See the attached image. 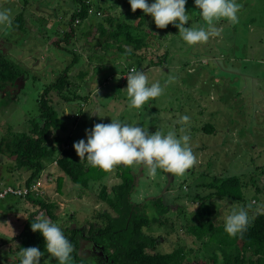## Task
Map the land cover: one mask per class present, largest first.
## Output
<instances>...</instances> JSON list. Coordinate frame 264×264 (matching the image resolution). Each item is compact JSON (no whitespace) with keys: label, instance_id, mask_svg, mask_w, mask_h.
Here are the masks:
<instances>
[{"label":"rangeland","instance_id":"rangeland-1","mask_svg":"<svg viewBox=\"0 0 264 264\" xmlns=\"http://www.w3.org/2000/svg\"><path fill=\"white\" fill-rule=\"evenodd\" d=\"M153 2L148 0L149 4ZM236 2L243 5L237 14L239 23L214 21L220 35L195 45L185 42L172 24L157 28L150 16L140 31L148 48L137 50L133 59L126 56L117 41L106 40L105 35L91 29L101 23L108 33L113 31L107 17L136 26L138 19L129 16V0H91L95 4L92 12L87 21H76L77 29L69 44L64 38L76 7L73 0H0V10H10L12 20L11 25H0V54L22 71L17 83L0 88V143L3 137L29 130L32 120L39 118V99L45 87L68 67L70 95L87 96V103L66 102L58 93L49 97L67 127L57 134L64 140L70 137V147L81 139L87 141L86 130L95 124L112 120L152 133L159 130L163 135L173 131L177 138L183 127L197 158L195 165L183 175L157 169L153 177L143 165L134 164L137 186L133 201L147 204L161 196L170 205L164 225L154 224L150 229L160 237L159 251L185 247L189 252L193 250L191 258L218 264L212 256L214 244L203 246L186 230L201 222L196 214V196L210 193L205 185L214 177L239 176L247 183L243 190L247 204L255 202L249 209L250 219L257 213V206L264 205V0ZM186 12L190 17L186 27H207L195 0H187ZM19 15L25 20L21 29L13 25ZM58 41L64 49L56 46ZM136 62L147 75L149 86L159 82L163 88L159 97L139 109L129 108L124 90L126 76L133 68L130 66ZM183 115L190 117L189 124L178 122ZM208 124L215 128L210 134L203 129ZM13 161L0 153V190L18 188L28 180L26 174L14 170ZM118 172L115 166L101 181L91 184V189L84 190L64 178L56 159L47 164L37 188L42 199L56 202L54 223L64 235L70 237L77 231L85 239L92 225L103 224L102 214L112 210L100 199L101 188L106 185L110 194L111 188L122 182ZM18 198L0 202V264H20V235L35 210L23 196ZM209 204L217 226H224V217L233 207L243 206L217 197ZM218 256L221 259L219 252ZM78 257L80 262L71 260L70 264H106L97 254L82 253ZM41 264L59 262L47 253Z\"/></svg>","mask_w":264,"mask_h":264},{"label":"trees","instance_id":"trees-1","mask_svg":"<svg viewBox=\"0 0 264 264\" xmlns=\"http://www.w3.org/2000/svg\"><path fill=\"white\" fill-rule=\"evenodd\" d=\"M73 1L76 7L71 20L68 22L70 29L67 30L68 32L65 31L64 38V42L68 44L75 35L76 21H87L92 6L96 4L95 2V4L92 3L93 5L88 4L87 0ZM129 8V16L138 19L136 26H132L123 20L117 21L115 18L107 17L113 31L108 33L107 28L101 23L92 26L91 29L95 30V33L97 31L103 36L105 35L106 40L117 41L116 43L122 45V49L126 50V56L134 59L137 57L135 54L137 50L148 48V44L141 37L140 31L148 23L150 15L139 9L134 13L130 5ZM24 22L23 15H19L13 25L21 29L24 27ZM91 35L92 33L87 36L90 37ZM60 42H56V46L64 49L60 46ZM121 47L118 49L121 50ZM104 49L106 50L107 47ZM152 63L158 65L160 62ZM132 67H137V70L140 71L137 62L132 63L130 68ZM69 70L68 67L55 82L45 87L39 99V118L32 120L29 130L19 132L13 137L10 135L3 137L0 143V153L13 159V162L16 163L14 170H19L20 174H26L28 177L26 183L20 186L30 188L32 183L47 168V164L55 159L64 178L80 189H91V184L101 181L106 175L104 170L87 164L86 159L80 161L74 147H70V141H72L70 137L64 140L57 134L59 131L67 130V127L63 124L59 112L51 104L49 96L58 93L64 101L70 103L75 101L87 103L88 100L87 96L81 94L73 93L70 95L72 91L69 89L71 85ZM21 75L22 71L0 54L1 90L17 83ZM87 75L88 73L82 74L83 77ZM203 129L209 134L215 131V128L209 124ZM53 131L55 134L53 133L51 137ZM117 168L122 182L113 186L110 194L109 188L103 185L100 193V199L109 205L112 212L103 213V224L92 225L89 229L90 238L103 246L108 254L107 264H209L206 260L191 258L190 255L193 250L190 249L189 252L185 247H179L172 252L159 251L160 237L152 234L150 229L154 224L164 225L163 218L171 212L170 205L166 204L161 196L147 202V204L135 203L133 195L137 185L132 166L117 165ZM120 170L122 171L121 174ZM246 185L247 183H244L239 176L214 177L211 183L205 185L210 189V193L205 196L199 194L196 196L195 200L199 201L196 214L201 222L198 225L187 226L186 230L203 246L214 244L212 256L215 258V263L264 264V214L256 213L254 218L250 219L247 230L236 237L229 236L225 232L224 226H217L212 219L213 210L209 200L213 197L223 200L231 199L247 207L248 204L243 192ZM58 189L59 191L62 189V180L59 182ZM18 199L14 195H9L0 202L17 201ZM24 199L35 206V210L29 214L27 224L20 235L19 249L38 247L45 255L47 250L44 237L41 233L31 230V223L37 216L48 218L53 223L56 222L55 212L58 206L56 202L44 200L32 191ZM151 211L154 212L150 213ZM64 236L74 246V251L71 254L72 260L80 262L77 253L80 244L78 235L74 232L70 237ZM205 240L207 241L205 242ZM218 252L221 259L218 258ZM55 261L58 260L55 259Z\"/></svg>","mask_w":264,"mask_h":264},{"label":"clouds","instance_id":"clouds-1","mask_svg":"<svg viewBox=\"0 0 264 264\" xmlns=\"http://www.w3.org/2000/svg\"><path fill=\"white\" fill-rule=\"evenodd\" d=\"M132 12L138 9L150 15L157 28L165 29L169 24L179 29V35L189 45L206 43L211 36L220 35L214 21L227 20L232 24L239 23L238 12L243 5L236 0H195L202 19L207 27H186L190 17L186 12L187 0H129ZM10 10H0V25H11ZM127 78L129 108L139 109L150 99H155L163 93L159 82L148 84V77L143 71L132 68ZM171 82V80L169 81ZM181 125L190 123V117L183 115L178 121ZM181 135L169 131L163 135L157 130L154 133L140 126H133L112 120L109 124L98 123L92 129L86 130L87 141L75 142L73 147L80 161L87 160L92 167H98L105 172L111 171L117 165L131 167L134 164L143 165L151 176L157 169H162L175 175H183L197 162V158L189 144L190 137L181 127ZM235 208L231 214L224 217V230L231 236L242 235L250 223L249 209ZM256 212L264 214V205L257 206ZM31 230L39 232L44 237L47 253L58 260L59 264H70L73 244L64 236L60 227L50 219L37 216L31 223ZM20 264H41L44 252L38 247L21 248Z\"/></svg>","mask_w":264,"mask_h":264},{"label":"flooded vegetation","instance_id":"flooded-vegetation-1","mask_svg":"<svg viewBox=\"0 0 264 264\" xmlns=\"http://www.w3.org/2000/svg\"><path fill=\"white\" fill-rule=\"evenodd\" d=\"M76 234H78V238H79V241H80V244H79V247L77 249V253H78V256L79 255H82V253L84 255H87V254H97V255H100L105 263L107 264V261H108V254L105 252L104 250V247L99 245L97 242H95L94 240H92L89 237L85 238V239H81L80 238V234L81 233H78L76 231Z\"/></svg>","mask_w":264,"mask_h":264},{"label":"built area","instance_id":"built-area-1","mask_svg":"<svg viewBox=\"0 0 264 264\" xmlns=\"http://www.w3.org/2000/svg\"><path fill=\"white\" fill-rule=\"evenodd\" d=\"M91 0H87V3L90 4ZM92 12V9L90 11V13ZM80 21L78 20L77 23H79ZM39 182V178H37L33 183L32 186L26 187V186H20L18 188H4L3 190H0V200H3L5 198H7V196L9 195H14L16 197H25L27 194H29V192H36L39 195V188H37V183Z\"/></svg>","mask_w":264,"mask_h":264}]
</instances>
